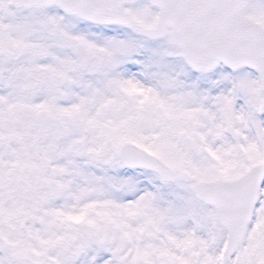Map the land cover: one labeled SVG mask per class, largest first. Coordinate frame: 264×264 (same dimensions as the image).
Here are the masks:
<instances>
[{
    "label": "snow or ice",
    "instance_id": "1",
    "mask_svg": "<svg viewBox=\"0 0 264 264\" xmlns=\"http://www.w3.org/2000/svg\"><path fill=\"white\" fill-rule=\"evenodd\" d=\"M0 264H264V0H0Z\"/></svg>",
    "mask_w": 264,
    "mask_h": 264
}]
</instances>
